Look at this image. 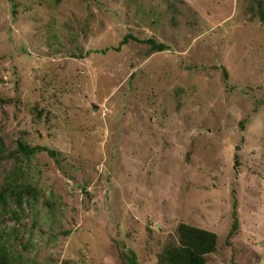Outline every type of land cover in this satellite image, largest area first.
I'll use <instances>...</instances> for the list:
<instances>
[{
    "label": "rangeland",
    "instance_id": "1",
    "mask_svg": "<svg viewBox=\"0 0 264 264\" xmlns=\"http://www.w3.org/2000/svg\"><path fill=\"white\" fill-rule=\"evenodd\" d=\"M262 16L264 0H0V187L23 194L0 218L9 254L159 264L189 225L217 235L209 264H264Z\"/></svg>",
    "mask_w": 264,
    "mask_h": 264
},
{
    "label": "trees",
    "instance_id": "2",
    "mask_svg": "<svg viewBox=\"0 0 264 264\" xmlns=\"http://www.w3.org/2000/svg\"><path fill=\"white\" fill-rule=\"evenodd\" d=\"M263 11V6L260 4ZM264 21L263 16L261 17ZM153 49L162 52L165 49L164 45H157L154 41H150ZM127 43V39L122 42V45ZM119 47L117 50H120ZM39 149H27L21 146V151L27 155L34 154ZM1 154V153H0ZM51 156H56L54 152H49ZM17 185L16 190L11 186L0 187V218L6 217L8 213L13 214V204L18 203L19 209L23 208L22 193ZM12 188V189H11ZM16 217V214L14 215ZM239 226L238 220L234 224L231 236L235 234ZM3 236L0 234V264H22L19 259L9 254L8 245L3 242ZM218 250V237L215 233L192 227L189 225H181L178 228V242L169 244L159 256V264H209L208 257L215 254ZM128 264H138L137 255L134 252L130 253ZM17 263H16V262ZM15 262V263H14Z\"/></svg>",
    "mask_w": 264,
    "mask_h": 264
}]
</instances>
